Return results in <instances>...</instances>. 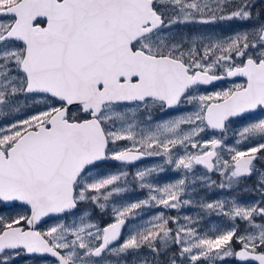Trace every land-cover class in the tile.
Wrapping results in <instances>:
<instances>
[{
	"label": "snow or ice",
	"instance_id": "snow-or-ice-1",
	"mask_svg": "<svg viewBox=\"0 0 264 264\" xmlns=\"http://www.w3.org/2000/svg\"><path fill=\"white\" fill-rule=\"evenodd\" d=\"M0 264H264V0H0Z\"/></svg>",
	"mask_w": 264,
	"mask_h": 264
},
{
	"label": "flooded vegetation",
	"instance_id": "flooded-vegetation-1",
	"mask_svg": "<svg viewBox=\"0 0 264 264\" xmlns=\"http://www.w3.org/2000/svg\"><path fill=\"white\" fill-rule=\"evenodd\" d=\"M147 163V162H146Z\"/></svg>",
	"mask_w": 264,
	"mask_h": 264
}]
</instances>
